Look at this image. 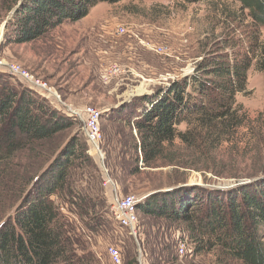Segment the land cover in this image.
I'll use <instances>...</instances> for the list:
<instances>
[{
    "label": "rangeland",
    "instance_id": "obj_1",
    "mask_svg": "<svg viewBox=\"0 0 264 264\" xmlns=\"http://www.w3.org/2000/svg\"><path fill=\"white\" fill-rule=\"evenodd\" d=\"M16 1L0 0V61L17 62L47 81L61 95L63 101L56 100L60 110L68 113L74 108L78 114L73 116L75 124L51 141L27 144L12 153L0 149V225L14 215V201L23 194L22 178L29 179L28 188L32 178L47 169L56 148L77 136L86 144L85 155L72 168L66 190L52 196L73 238L71 258L56 264H107L110 244L121 248L124 264H243L218 250L197 253L183 223L141 211L137 237L131 236L113 220V186L105 184V170L120 195L134 194L141 200L182 183L213 187L264 177V73L255 63L248 71L246 90L236 97L253 129L242 127L238 149L224 144L197 165L183 167L166 159L145 166L136 149L140 143L133 124L137 111L128 109L136 96L152 95L192 74L206 57L228 53L234 59L247 50L255 35L264 43V26L256 29L236 0L103 1L85 17L66 21L40 39L16 43L8 26ZM119 26L126 28L124 34L117 32ZM156 46L166 51L159 53ZM115 63L122 71L105 80L104 72ZM0 75L17 90L28 87L3 67ZM89 105L103 112L100 148L106 168L86 140L83 111ZM186 128L185 123L179 127ZM175 154L192 161L184 151ZM181 240L187 248L184 253L178 250ZM168 255L173 263L165 259Z\"/></svg>",
    "mask_w": 264,
    "mask_h": 264
},
{
    "label": "trees",
    "instance_id": "obj_2",
    "mask_svg": "<svg viewBox=\"0 0 264 264\" xmlns=\"http://www.w3.org/2000/svg\"><path fill=\"white\" fill-rule=\"evenodd\" d=\"M103 1L120 0H17L16 6L20 4L8 25L11 40L40 39L66 21L85 17ZM236 1L248 11L256 29L264 26V0ZM254 63L264 73V43L257 35L234 59L228 53L206 57L192 74L152 95L136 96L125 106L137 111L132 122L145 166L170 159L166 163L190 167L224 144L238 149L239 131L252 121L236 97L246 90ZM37 92L29 87L17 90L0 75L2 151L12 153L27 144L51 141L75 124L59 102ZM183 123L184 131L179 129ZM85 151V142L74 136L56 148L47 169L32 178L28 188L29 179L22 178L23 194L14 201V215L0 225V264H56L71 258L73 238L52 196L66 190L70 172ZM176 151L188 153L192 161L176 156ZM138 207L146 215L183 223L197 253L218 250L243 264H264V177L229 189L189 185L159 191L144 197ZM165 259L173 263L169 255Z\"/></svg>",
    "mask_w": 264,
    "mask_h": 264
},
{
    "label": "built area",
    "instance_id": "obj_3",
    "mask_svg": "<svg viewBox=\"0 0 264 264\" xmlns=\"http://www.w3.org/2000/svg\"><path fill=\"white\" fill-rule=\"evenodd\" d=\"M126 28L124 26H119L117 32L119 34H124ZM155 50L159 53H164L166 47L156 46ZM0 67H3L5 70L21 78L23 82L27 84L33 90L38 91L39 93L45 95L46 97L54 100L63 101L61 95L50 86L47 81L39 78L34 75L28 69L24 68L21 64L17 62L3 63L0 61ZM121 66L117 63L111 64L108 66L103 76L105 80H110L117 76L121 72ZM70 110V109H69ZM71 111V110H70ZM84 114L86 116L85 122V135L88 142L94 147V149L99 154V159L104 162V157L102 150L100 148V142L103 138L101 119L103 112L101 108L94 106H86L84 108ZM71 115H77L78 113L74 110L70 112ZM105 164V162H104ZM104 167V166H103ZM106 168V167H105ZM107 179H105V184H110L113 186V201H112V215L114 220L119 224L120 227L127 229L128 232L137 237L138 233V224H139V207L138 204L141 201L139 197L134 194L120 195L117 190V184L112 180L109 175L108 170H105ZM179 250L181 253H184L186 250L185 242L181 240L179 242ZM108 261L107 264H124L121 248L117 245L110 244L107 247Z\"/></svg>",
    "mask_w": 264,
    "mask_h": 264
},
{
    "label": "water",
    "instance_id": "obj_4",
    "mask_svg": "<svg viewBox=\"0 0 264 264\" xmlns=\"http://www.w3.org/2000/svg\"><path fill=\"white\" fill-rule=\"evenodd\" d=\"M21 3V2H20ZM19 5V4H18ZM18 7V6H17ZM17 7L14 8L13 12L11 13L10 15V18L14 15L15 11L17 10ZM9 18V19H10ZM135 96V95H134ZM104 157V156H103ZM103 166L105 167V164L103 162ZM247 182H251V180H244V181H237V182H232V181H228L227 183L225 184H222V185H214L213 187L214 188H220V189H229V188H233V187H236L237 185H241V184H244V183H247ZM187 185H191L190 183H182V184H178V185H174L170 188H167L165 189L164 191H170V190H173V189H177V188H180V187H183V186H187ZM195 185V184H194ZM158 192V191H156ZM155 192H152L150 193L149 195L153 194ZM148 196V195H147ZM146 197V196H145Z\"/></svg>",
    "mask_w": 264,
    "mask_h": 264
},
{
    "label": "bare ground",
    "instance_id": "obj_5",
    "mask_svg": "<svg viewBox=\"0 0 264 264\" xmlns=\"http://www.w3.org/2000/svg\"><path fill=\"white\" fill-rule=\"evenodd\" d=\"M142 90H143V88H140L138 91L139 92H142ZM71 111L70 112H72V111H74V108H72V109H70ZM74 116V115H73Z\"/></svg>",
    "mask_w": 264,
    "mask_h": 264
},
{
    "label": "crops",
    "instance_id": "obj_6",
    "mask_svg": "<svg viewBox=\"0 0 264 264\" xmlns=\"http://www.w3.org/2000/svg\"><path fill=\"white\" fill-rule=\"evenodd\" d=\"M141 95H143V94H141Z\"/></svg>",
    "mask_w": 264,
    "mask_h": 264
}]
</instances>
